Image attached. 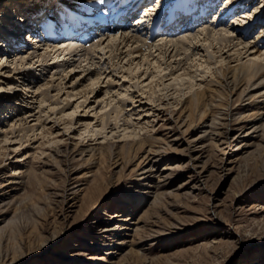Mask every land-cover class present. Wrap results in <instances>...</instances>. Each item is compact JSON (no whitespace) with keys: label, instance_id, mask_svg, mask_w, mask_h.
<instances>
[{"label":"rangeland","instance_id":"rangeland-1","mask_svg":"<svg viewBox=\"0 0 264 264\" xmlns=\"http://www.w3.org/2000/svg\"><path fill=\"white\" fill-rule=\"evenodd\" d=\"M9 1L1 2V21L2 12L13 14L15 11L16 15L20 11L28 13L26 8L31 7L36 0H21L20 5L16 3L18 0ZM160 1L144 2L153 11L158 8L160 12ZM59 2L46 0L43 14L46 16L48 10L57 9ZM205 2L208 3L207 8L210 6L208 12L213 9L209 2L218 6L222 4L220 0H197L199 5ZM234 2L235 13H238L235 16L240 19L245 8L241 5L237 7L238 0ZM262 3V0H249L248 14L263 10ZM181 5L178 4V10H181ZM141 8L127 19V24L121 21L131 30L127 36H134L135 28L132 29L130 25L137 26V18L140 22L141 19L142 22H148V26L152 24L150 17L142 16L143 13L145 16H149L148 13L155 16V13L150 9L143 11L145 8L141 11ZM214 15L206 19L210 21L217 14ZM181 19L184 21L185 18ZM225 21L234 26L231 20ZM42 22H45L44 18L38 21V29ZM260 24V28L256 24L254 29L249 28L245 41L256 37L260 32L258 29L264 26V19ZM200 27V23L195 22L191 28L195 32ZM238 28H242V25L232 30L235 38L240 37ZM0 31L7 32L5 27L0 28ZM98 31L93 29L91 36L94 39L84 46L95 43ZM21 32V38L24 35L26 41L28 33ZM38 34L44 36V32ZM159 38L156 37V41ZM212 43L217 48L218 44ZM73 44L72 48L76 46ZM28 45H31L30 42ZM39 48V52H43V48ZM198 51L196 55L195 48L189 49L195 56L192 59L204 61L206 52L201 47ZM215 55L208 64L211 69L201 72L202 68H199L192 81V91H200L207 84L217 90L211 101L213 104H209V109H194V112L193 109H179L189 89L186 87L190 86L187 79L186 83L185 80H178L177 83L172 82V79L166 80V83L172 82V90L165 91L152 102L147 98V89L141 86L150 77L139 83L140 86L137 83L132 85L133 80L128 81L127 77L123 81L121 74L128 73L127 57L124 58L123 54L120 59L124 61L116 62L108 52L102 63L105 60V67L112 63L115 65L119 77L116 75L118 72H111L110 75L117 79L119 85L109 87L105 83L106 77L100 85L105 86L98 93L104 101L95 110L97 103L91 99L89 109V106L87 110L80 107L72 115V124L68 122L70 117L64 114L71 112L81 102V98L71 100L64 111H61V107L65 102L61 101L58 105L51 104L56 109L49 108L50 105L46 109H39L37 101L22 109V101L30 99L27 98L30 94H25L19 88L23 87L22 81L14 80L13 76L7 79L0 75V264H264V135H261L258 127L264 121L255 122L245 117L231 124V109H228L227 104L233 106L238 96L230 94L231 88L225 87L224 79H217L220 84L213 83L218 76L211 77L210 72L215 71L217 66L223 69L235 62L233 59L229 63L227 60L214 63L226 56ZM244 56L241 61L245 60ZM8 59H11V55ZM52 72L45 71L39 80L45 78L43 82L50 81ZM201 74L204 75L203 79L198 81L202 78ZM72 79L66 78L64 82L68 81L66 85H70ZM194 82L200 83L201 87L194 85ZM6 84L18 87L16 95L7 94L17 103L3 100L4 92L9 90L5 88L9 87ZM106 86L111 91L104 95ZM125 87H129V92L135 96L134 100H138L134 107L142 101L147 105L128 110L130 103L126 102L124 109H114L117 98L129 99L128 92L122 91ZM119 89L124 96L118 94L115 98ZM138 89L142 90L138 92ZM157 93L160 94L159 91ZM102 106L105 109H99ZM247 111L237 109L233 111L236 112L233 117L246 114ZM98 112L104 115L108 123L105 131L99 135L96 133L101 126ZM201 112L205 114L200 116ZM260 112L264 115V109ZM29 113L34 116L27 117ZM115 114L118 116L114 117ZM25 116L27 119L22 122L23 126H34V131L25 129L27 132L11 133V122ZM75 117L80 122L74 123ZM138 117L140 119L137 120ZM115 118L117 125L113 122ZM15 123L17 128L18 122ZM85 123H90L89 131L86 132ZM256 126L258 129L253 132ZM186 127L188 129L185 131ZM20 136H24L21 141ZM138 141L158 149L163 157L151 175L154 176L151 182L139 177L140 168L135 169L136 162L132 159L122 166L123 161L131 156L129 145ZM99 147L104 150L102 157H98ZM91 148L97 149L94 157L90 156ZM121 148L124 150L119 153ZM81 149L83 152H80ZM18 171L21 176L16 173ZM106 222H111L112 226L105 227ZM125 223L128 229H115ZM122 241L131 245L120 246ZM6 256L14 258L5 259Z\"/></svg>","mask_w":264,"mask_h":264},{"label":"bare ground","instance_id":"bare-ground-1","mask_svg":"<svg viewBox=\"0 0 264 264\" xmlns=\"http://www.w3.org/2000/svg\"><path fill=\"white\" fill-rule=\"evenodd\" d=\"M3 1L4 0H0V5H2L1 2ZM20 1L21 0H18L16 2L17 5H20ZM69 1L73 2L68 3L67 0H60L59 6H56L57 9H53L51 11L48 10L46 16L43 14V8L45 7L44 5L46 4V0H36L35 2H33L34 4L31 7L26 8L28 10V13H24L22 11H20V14L17 13V15L15 11L13 12V14L11 12L1 13L2 21L0 20V26L5 27L7 32L0 31V71L5 69L3 73H0V75L1 77H5L7 79L10 76H13L14 80L16 79V81H22L21 85L23 84V87L19 86V88L23 89V91H25V94H30L28 96L26 95L27 98H30L29 101L21 100L23 106L22 109H26L27 107H29L27 104H34L36 103V101L38 103L39 109H46L49 105V108L52 107L51 109H56V106H51V104L58 105L61 101V103L65 102L61 107V111H64V107L68 105L71 100L73 101L81 98V102L79 104H76L71 112L69 111L68 113L64 114V116L66 115V117H70V119L68 118L69 124H72V115L75 114V112L80 107H84V109L86 108L87 110L91 99L97 103L95 107L96 110V108H98L99 105L104 101L98 96V93L101 92V88L105 86H100L101 84H103L104 79L107 77V82L105 83L109 84V87L112 86L114 88L119 85L117 84V79L113 75H110L111 72H118L116 71L115 65H113V63L110 64V62H107L110 64V66L105 67V60L102 63L103 58L108 52L112 55V59H116V62H120V60H123L120 59L123 54L125 55L124 58L127 57L126 63L128 65L127 71L129 75L127 76V72V74H121L124 79L123 81H125V78L127 77L128 81L133 80L131 81L133 85L135 83L139 84L145 82L150 77L149 81L146 84H139V86L141 85L147 89V98H150V101L152 100V102H154V98L159 99L161 94L163 95L165 91L167 93L168 90H172L170 86L172 85L173 81L174 83L175 81L177 83L178 80H185L186 83L187 79L188 82H190V86L186 87L187 89H189L185 93L186 95L184 96L185 98L183 104H181L179 109H209L208 106L209 104H213L211 101L214 100L215 91L217 90L213 89L210 84H207V86H205L200 91H192V81H194L196 77L195 71L199 70V68H202V70H200L201 72L205 69L208 71V69H211L210 65L208 64H210L211 59L215 58V54H218L217 57H221L223 54H226V56L221 57V59L217 61L215 60L214 63H221V61L224 60H227V63H229L233 59L235 63L231 66L227 65L223 69L217 66L215 71L210 72V75L211 77L218 76L215 79L213 78V83L220 84V81H218L217 79H224L225 87L229 86L231 88L230 94H235L238 96V100L233 106L229 107V105L227 104L228 109H231V124L235 121L243 120L245 117H250L251 121L255 122L264 121V115L262 112H260L261 109H264V49H262L264 48V35L262 36L261 34L264 33V26L263 28L258 29L260 32L256 34V37L253 35L254 39H251L249 41L244 40V38L246 39V37L249 35V28L254 29V24H256L257 27L259 25H262L260 23H262L264 19V9L257 12L255 11L253 15H250V13L248 14L249 0H245L247 1L246 3L244 2V0H238L237 7L239 8V5H241L245 8L244 15L241 14L239 19L238 16H235L238 15V13H235L234 0H220V3H222L220 6H213H217V8L219 7L221 9H218V13H221V15L219 16L218 14L216 15V18L208 21V19L205 18H207L209 12L208 14L205 13L206 8L204 6L207 4V2H205V4H203L202 6H197L194 11L192 10L191 4H187L186 1L181 0V12L180 14H178L175 11V6H178V4H180L177 3V0H162L160 1L161 5L159 4L161 12L157 13L153 17L155 20H153L152 24L148 26V22H142V19L140 22V19L137 18V26L130 25L132 29L135 28L134 36H127L131 30L128 29V26H125V24H121V22H119L118 20L121 19L122 15L125 14H127V19L132 18L135 15L136 11L141 7L143 9L145 8L143 11H146V9H150V6L145 4L146 2H142V0ZM196 1L197 0H195V2ZM245 4L247 5L244 6ZM262 5L264 4L262 3ZM151 10L152 8L150 9V11ZM200 10L201 13H205L206 15L200 17L198 13H195L196 11ZM156 11L157 10L155 9V11L153 12ZM193 13H195V15ZM38 15L40 17H38ZM148 15L151 16V13H149ZM184 15L186 16L184 21L181 22V27H178V25H180V20L178 23H173V21L177 20V17H182ZM191 15H193V17H190ZM14 16L15 18H13ZM142 17H145L144 13ZM16 18L17 21L15 20ZM42 18L45 19V22L40 23L38 29L37 23ZM172 18V23H170ZM124 19L125 18L123 17L122 21H124ZM226 19H228V21L231 20V23H233L234 26L228 24V22L225 21ZM195 22L200 23L201 27L194 32L191 27ZM241 25L242 28L237 29L240 34V39L238 37L237 39L234 37V33L232 30H234V27H239ZM197 26H199V24H197ZM258 28H260V26ZM93 29H97V31L99 30L97 35L95 36L97 39L94 41L95 43L93 42V45L88 44V46L86 45V47L84 46V44L88 43V41H90L91 39H94L91 36ZM21 31H26L25 34L28 33V37L26 39L28 40V43L30 42V46H27L28 43H25L27 40L24 41V35L23 39L21 38ZM40 31L44 32V36H41L42 33L38 34V32ZM177 33L179 34V36H174ZM115 35H119V37H115ZM156 37L160 38L156 41ZM32 41L34 43L36 42V44L39 45L33 44L34 46H32ZM72 42H74L73 46L76 45L74 48H72L71 46ZM212 42L218 44L217 48L213 45ZM39 47L43 48V52H39V50L41 49ZM200 47L207 54V56L204 57L205 64L204 61L200 58L192 59V57L195 56H193L189 52L190 48H193V50L195 48V54L198 55V50L200 49ZM10 55L11 59H8V56L10 57ZM243 55H245L244 57L246 58L244 61H241ZM106 58L107 56L105 57V59ZM189 61H191V63H189ZM84 62L86 63L82 64ZM182 64L186 65L184 66ZM131 65L133 66L132 68ZM6 69L8 70L6 71ZM48 70H53L54 72L51 73L52 76L50 75L51 80L47 82H43L45 78L39 80L40 77L44 75V72ZM203 74H201L202 78L198 79V81H201L203 79ZM59 75L60 77L56 78ZM116 75L119 77V72ZM166 76H168L169 78H167ZM66 78L68 80L70 78H73L72 80H70L72 81L70 85H66L68 81L64 82ZM170 79H172V82L166 83V80L168 81ZM39 81L43 83H40ZM55 82L57 83L55 84ZM7 83L10 84L11 82L8 80ZM197 83L194 82V85H197L200 88V83ZM8 86L9 87L5 88H9V90L8 92H4V99L3 97L2 99L12 102L14 100L8 98L9 95L7 94L10 93L16 95L18 92L15 91L18 90V87H12L11 85ZM6 89H4L3 91H6ZM66 89L67 91L64 92L63 90ZM141 90L142 89H138V92ZM20 91L21 90H19V92ZM110 91L111 89L107 87L104 95L108 94ZM122 91H127L130 97L129 99L117 98V104H115V106L113 105L114 109H124L123 106L126 102L130 103V107L127 108L128 110L136 109V107L138 106L142 108L144 107V105H147L142 101L134 107V103L138 100H134L135 96L132 92H129V87H125V89H123ZM122 91L120 90L117 94L115 92V98L118 96V94L124 96ZM158 91L160 92V94L157 93ZM51 92H54V94H52ZM143 92L145 91H142V93ZM63 93H65V95L63 100H61V96L63 95ZM137 97H139V95H137ZM16 101L17 100H15L13 103H17ZM86 102L87 104L85 105ZM45 103H48V105H45ZM18 105L20 107V104ZM148 105H150L149 102ZM89 108L90 106L88 107V109ZM242 108L248 110L246 114L233 117L236 113L233 111ZM99 109H105V107L102 106ZM111 109H113V107ZM146 109H148V107H146ZM115 112L118 111L116 110ZM97 114L99 115L101 121V126L96 131V133L99 135L105 131L106 125L108 123L104 120V115L101 116L102 113L101 115L99 114V112ZM97 114H95L96 117ZM204 114L205 112H201L200 116H203ZM30 116L34 115L29 113L27 117ZM115 116L117 117L118 115L115 114L114 117ZM14 117H17V115H14ZM144 117L145 116H143L142 118ZM185 117L187 118L188 116ZM26 119L27 118L25 116L13 120L10 125L11 133H13L14 131L27 132V130L25 129L34 131V126H29L27 128L23 126L22 122H24ZM138 119L140 118L138 117L137 120ZM187 119H189V117ZM14 121L18 122L17 128H15L16 123ZM126 121L128 122V120ZM75 122H80V119L75 117L74 123ZM113 122L115 125L118 124L116 118ZM135 123L140 122L136 121ZM89 124L90 123H85V125H83L85 132L89 131ZM258 127L260 128L261 135H264V123ZM258 127H253L252 131L255 132ZM187 129L188 128L186 127L185 131ZM94 133L95 132H93L92 134ZM204 135H206V133H204ZM4 136H6V134ZM199 137L201 138L202 135H200ZM22 138H24V136H20L19 141H21ZM122 149L123 148L119 150V153ZM91 150L92 151L90 153V156L94 157L97 149L91 148ZM130 150L131 156L128 160H122V166L128 164L132 159L131 161L136 162L135 169L140 168V172L138 173L139 177L143 180H148L149 182H151V177H154L151 175L154 174L157 165L161 163L163 159V157L158 153V149H154L151 146H146V143L144 141H138L131 144V146L129 145V151ZM80 152H83V149H81ZM103 152V148L99 147L98 157H102L104 155ZM116 153L117 155L119 154L118 151ZM16 173L20 175L19 171ZM17 183H20V181H18ZM109 225H111V222H106V224H104L105 227ZM116 228L117 230H125L129 227L127 226V223H125L121 224L119 227L116 226L115 229ZM119 245H125L127 247L130 246L131 243L128 244L127 241H122L119 243ZM13 258V256L10 258H8L7 256L5 257V259L10 260H12Z\"/></svg>","mask_w":264,"mask_h":264}]
</instances>
